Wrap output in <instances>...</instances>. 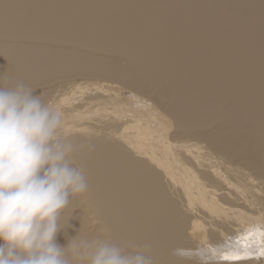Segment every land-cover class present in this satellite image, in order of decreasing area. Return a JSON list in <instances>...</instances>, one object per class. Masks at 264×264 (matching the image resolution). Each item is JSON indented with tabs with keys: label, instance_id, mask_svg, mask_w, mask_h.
Here are the masks:
<instances>
[{
	"label": "bare ground",
	"instance_id": "bare-ground-1",
	"mask_svg": "<svg viewBox=\"0 0 264 264\" xmlns=\"http://www.w3.org/2000/svg\"><path fill=\"white\" fill-rule=\"evenodd\" d=\"M0 74L90 146L58 245L264 264V0H0Z\"/></svg>",
	"mask_w": 264,
	"mask_h": 264
},
{
	"label": "clouds",
	"instance_id": "clouds-1",
	"mask_svg": "<svg viewBox=\"0 0 264 264\" xmlns=\"http://www.w3.org/2000/svg\"><path fill=\"white\" fill-rule=\"evenodd\" d=\"M3 76V74H0ZM0 87V264H153L150 245L126 250L105 237L56 243L70 203L88 191L62 134L63 113L23 81Z\"/></svg>",
	"mask_w": 264,
	"mask_h": 264
},
{
	"label": "snow or ice",
	"instance_id": "snow-or-ice-1",
	"mask_svg": "<svg viewBox=\"0 0 264 264\" xmlns=\"http://www.w3.org/2000/svg\"><path fill=\"white\" fill-rule=\"evenodd\" d=\"M236 243L239 244L240 241H237ZM247 256H248L247 252L242 253L241 251H239V249L233 248L228 251H225L223 253L222 258L227 261H240L242 259H245Z\"/></svg>",
	"mask_w": 264,
	"mask_h": 264
}]
</instances>
